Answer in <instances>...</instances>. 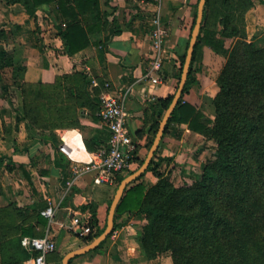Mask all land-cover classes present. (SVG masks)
Returning a JSON list of instances; mask_svg holds the SVG:
<instances>
[{
	"label": "crops",
	"instance_id": "0c3cea01",
	"mask_svg": "<svg viewBox=\"0 0 264 264\" xmlns=\"http://www.w3.org/2000/svg\"><path fill=\"white\" fill-rule=\"evenodd\" d=\"M197 1L101 0L103 11L108 12V20L114 21L121 29L105 44L104 59L98 57L104 31L90 33L91 43L73 57L65 52L58 33L52 35L44 31L41 33L43 40L38 45L23 47L27 55L21 80L53 83L64 73L82 70L89 75L88 89L93 97L98 98L106 91L116 95L126 92L125 107L130 113L128 128L139 142L138 159L130 169L135 170L140 160L146 157L154 139V119L162 111L159 99L173 94L177 88L180 56L192 31ZM237 1L232 0V4L236 5ZM224 4V0L214 1V5L219 7ZM20 13L15 14L18 24H22L23 17L29 16L22 10ZM156 15H160L166 31L160 72L151 68ZM244 21L248 38L258 31L264 32V0H252L244 13ZM221 56L208 45L200 48L198 59L193 64L190 88L184 94L185 101L211 119L215 118V109L208 104L206 96L213 98L219 91L216 81L219 72L213 80L215 85H208L209 77L205 69L212 64L209 60ZM88 60H92V64L87 63ZM45 62L47 66H44ZM158 75L161 81H153ZM212 90L209 95L203 94ZM17 114L21 115L16 110L15 118ZM80 120L78 127L58 130V145L42 140L23 119L17 126L15 123V136L10 128L8 132L0 130V158H7L11 166L15 164L11 170V174L15 173V207L21 209L16 214L17 223H32L38 231L48 232L56 241V250L48 255L51 264H62L66 252L84 244L81 236L73 230L72 221L75 216L91 220V210L89 207L83 209V205L94 204L100 227L106 225L110 201L117 189L116 182H98L95 172L75 173L80 162L90 160L98 149L107 144L110 136L99 111L94 115L91 110L85 109ZM14 139L15 145L12 143ZM64 141L72 149L70 156L60 149ZM216 149L217 142L213 138L191 129L188 123L174 122L164 134L157 155L158 159H162L160 168L166 174L172 170L173 174L178 172L181 178L193 180L201 175L204 165L215 158ZM25 171L29 173L30 181ZM7 175L8 170L2 182L4 192L0 195V202L2 198L4 201L11 200L14 194ZM142 180L150 186L157 177L152 171H147ZM49 207L53 208L51 216L43 214ZM39 211L47 219L45 225L36 219ZM146 222L144 214H118L116 226L102 247L74 257L72 264H174L170 256L166 259L163 255L143 258L137 235Z\"/></svg>",
	"mask_w": 264,
	"mask_h": 264
},
{
	"label": "trees",
	"instance_id": "16d2710c",
	"mask_svg": "<svg viewBox=\"0 0 264 264\" xmlns=\"http://www.w3.org/2000/svg\"><path fill=\"white\" fill-rule=\"evenodd\" d=\"M214 1H206L188 81L165 133L174 122L188 123L191 129L217 142L215 158L204 165L202 174L193 184L176 187L161 170L162 159H158L157 149L148 169L126 187L116 210L115 226L118 214L129 212L145 215L147 222L137 235L144 259H152L169 251L174 264H264V32L258 31L248 39L246 29L243 27V31L238 26L236 17L241 15L245 24L244 13L252 0H238L236 5L232 4V0H224L225 4L218 10V24H208ZM14 2L24 3L23 0ZM31 4L33 12L45 9L60 20L63 27L58 29V34L65 52L71 57L91 43L90 33L104 31L98 53L99 59L103 60L105 44L121 32L114 21L108 20V12L103 11L101 0H32ZM195 18L196 13L192 28ZM227 38L235 39L230 46H227ZM189 39L180 56L179 80ZM203 45L210 46L226 58L216 79L219 91L212 99L214 119L184 99V94L190 88L193 64ZM92 62L87 61L89 64ZM44 66H47L46 62ZM74 72L83 79V97L78 101L81 113L66 127L80 126V117L85 109L91 110L94 115L100 110V97H93L88 89L90 80L82 70ZM67 75L70 76L69 73ZM21 84L34 83L22 81ZM173 95L159 99L162 111L154 119V136ZM34 110L28 105L19 109L29 126L38 121ZM53 138L54 144L58 145L60 140L56 133ZM143 161L141 159L139 165ZM3 163L1 157L0 165ZM132 171L118 175L117 187L124 176ZM147 171H152L158 178L150 186H146L142 180ZM25 173L30 181L29 173ZM2 194L3 189L0 188ZM86 207L92 213V229L81 236L84 244L105 228L99 225L95 205L82 206L83 209ZM5 208L0 202L1 213ZM20 212L21 209L15 207V226L20 231V237L15 241V264H23L25 259L36 253L22 244V238L45 234L32 223H17L16 214ZM36 219L44 225L47 223L40 211ZM106 239L94 250L100 249Z\"/></svg>",
	"mask_w": 264,
	"mask_h": 264
},
{
	"label": "rangeland",
	"instance_id": "374dc122",
	"mask_svg": "<svg viewBox=\"0 0 264 264\" xmlns=\"http://www.w3.org/2000/svg\"><path fill=\"white\" fill-rule=\"evenodd\" d=\"M14 1L0 0V130L8 132L10 128L15 136V123L17 126L19 120H25L19 114L15 118V111H19L22 106L28 105V107L35 109L33 113L38 116V121L35 124H30L29 128L42 140L46 139L54 144L53 134H57L59 129L73 123L76 116L81 113L78 108V101L83 97V79L73 71L69 73L70 76L67 73L61 75L58 82L52 84L34 83L22 86L21 73L27 55L25 50L23 51V47L29 48L33 44L38 45L43 40L42 32L49 31L53 35L58 33V29L63 25L59 19L45 9H37L33 12L32 0H23L24 3H15ZM211 9L208 24L215 26L218 24L220 7L212 5ZM240 9L242 8L240 7ZM20 10L29 15L28 18L25 16L21 19L22 24L15 21V14L20 13ZM236 19L239 28L244 31L245 24L241 15H238ZM234 40L227 38V46H230ZM225 61L226 58L223 55L217 59L209 60V63L212 64L205 69V73L209 77L207 79L208 85L213 84V80ZM84 74L89 79V75L85 72ZM213 91H206L203 94L209 95ZM206 97L208 104L214 108L212 96L211 98ZM12 143L15 145V139ZM3 159L4 163L0 165V188L3 189L2 182L3 179L5 180L4 175L8 170L7 181H10V186L14 188V194L11 196V200L6 199L4 201L2 198L1 201L6 208L2 213L0 212V264H15V241L20 237V231L15 226V173L11 174L15 164L11 166V161L7 158ZM6 160L7 163H5ZM177 173L173 174V171L170 170L166 174V177L176 187L191 185L199 178L186 180ZM161 255L164 259L167 256L172 258L169 251ZM23 264H29L28 258L23 261Z\"/></svg>",
	"mask_w": 264,
	"mask_h": 264
},
{
	"label": "built area",
	"instance_id": "2783aa9c",
	"mask_svg": "<svg viewBox=\"0 0 264 264\" xmlns=\"http://www.w3.org/2000/svg\"><path fill=\"white\" fill-rule=\"evenodd\" d=\"M152 50L153 57L151 68L160 72L162 68L164 46L166 41V31L160 15L154 18ZM153 81L160 82L158 75ZM127 98L126 92L116 95L111 92H103L100 95L99 114L107 124L110 136L106 145L96 151L94 156L88 161H81L75 173L80 175L85 172H95L98 182H116L119 174L128 172L133 164L137 162L139 152V142L133 137L128 128V118L130 113L125 107ZM61 143L62 149L68 156L72 149L68 145ZM53 208L49 207L43 214L51 216ZM73 230L79 235H87L92 227L90 218L75 216L72 219ZM22 244L32 251H36L29 258L30 264H51L48 255L57 248L56 241L46 232L43 236H24Z\"/></svg>",
	"mask_w": 264,
	"mask_h": 264
},
{
	"label": "water",
	"instance_id": "95a60500",
	"mask_svg": "<svg viewBox=\"0 0 264 264\" xmlns=\"http://www.w3.org/2000/svg\"><path fill=\"white\" fill-rule=\"evenodd\" d=\"M206 1L207 0H199L198 2L195 24L192 28L191 36L189 39V44H188V47L185 53V60L182 66V72H181L179 83L177 85L176 91L174 92L171 103L169 104V106L165 110V113L163 114L162 118L159 121L158 129L155 133L154 139L151 143V146L148 150L146 157L144 158L143 163L139 165L138 168H136L135 170H133L132 172L124 176V178L120 181L115 191V194L113 196L112 202L109 206L107 222H106L104 230L98 236L94 237L90 242L85 243L76 249H72L66 252L62 258V264H70V260L72 258L96 249L99 246V244L113 232L114 227H115L116 210L122 199V196L125 192L126 187L132 181L141 177V175L148 169L149 165L151 164L152 159L155 155V152L159 148L161 140L164 136L167 123L173 111L175 110L176 106L178 105L180 98L184 92L186 83L188 81V76L191 70V63L193 60L195 46L197 44V40H198L201 27H202Z\"/></svg>",
	"mask_w": 264,
	"mask_h": 264
}]
</instances>
